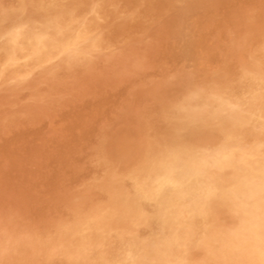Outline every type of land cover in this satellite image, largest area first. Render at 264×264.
Returning <instances> with one entry per match:
<instances>
[{
    "label": "rangeland",
    "instance_id": "obj_1",
    "mask_svg": "<svg viewBox=\"0 0 264 264\" xmlns=\"http://www.w3.org/2000/svg\"><path fill=\"white\" fill-rule=\"evenodd\" d=\"M5 1L6 0H2V2L0 1V4L3 3L2 5H0V33H2V34L5 33L7 29L11 30L13 26L15 27L22 20L23 21L31 20V19H29V16H32V13L36 9L38 2H40V0H26V1H24V0H13V1L9 0L8 1L7 0L6 1L7 3H5ZM41 1H46V0H41ZM57 1H59L62 4L63 9L66 10V8H68L67 11H69V10L75 11L76 10L78 12V15H79L78 19H80V21H78V25H79V23L81 24L82 21H86V22L92 21L90 23L93 25V27H95V26L96 27L94 28V30H95V31H93L94 33L92 32L89 39H88L89 42L87 40L86 41L87 43L85 42L84 45L82 44V46L79 47L78 50L72 49V51H71L72 53L71 52H69V53H65V52L62 53L61 52V53H59V56H57L53 60L41 62L40 64L33 65L32 67L27 66L23 69L24 71L22 70L18 74H17V72L16 73L14 71L12 72L11 69L9 70L8 66L6 64L2 63L0 65V71H1L0 72V100L2 99L0 101V109H1L0 114H2V115H0V237L2 236L0 238L1 239L0 240V264H14V262H16L15 264H32L31 262H33V264H41V263L46 264L48 261H49L48 264H57V263L61 264L62 262H63L62 264H72V263L73 264H95L94 260H95V262L97 261L99 264H106V262L108 264H114V263L120 264L121 262L123 264L125 262H126L125 264H160V262H161V264H167V263H169V264H174V263L175 264L176 263L185 264V262H184L185 260H186V264H204V262H205V264H207V262H208V264H209V262H211L210 264H219V263L220 264H227V263H225L226 262L225 258L222 257L221 250L219 251V249L221 248V245L223 246V243L226 240L228 231L231 232L232 230L235 229V227L238 226L239 221H240L239 214L234 211L231 203H229V202L226 203V200H225L224 196L221 194V192H219L218 194L216 193L213 200H211L208 203V206L205 207V209H204L205 210L204 216L201 215L202 217L197 215V213L194 209H191L188 211V208H186V207H188V205L190 203L194 204V203L198 202L197 197H194V195L189 199L188 205L185 206V208H184L183 204L186 203L185 202L186 198L183 197L184 196L183 192L186 191L185 188L187 187L186 185H188L185 181L186 180V177H185L186 176L185 175L186 170L185 169H186L187 165H191L193 168L196 167L195 169H197L199 172L201 171L200 174L201 175L203 174L204 178L209 177V178L213 179V182H215V184L218 187H221L222 189H226L231 185L232 182L236 181L240 177L242 171L240 170V168H237L236 166H232V165H229L230 167L225 166V168L224 167H222V168L216 167L217 169L213 166L212 167L210 166L212 164L210 162H213L212 160H214L216 157H218L220 154L223 153L222 150H224V152H227L228 150H230L233 147L232 148L233 150H235V149L236 150H238V149L242 150L243 149L242 151H245V152L247 151L249 157L251 158V159H249L250 166L251 165L254 166L255 164L260 163V161L264 162V153H261V151H259V150L264 151V149H263L264 148V146H263V144H264V138H263L264 137V114L262 112V110L264 111V104H263V102H264V98H263L264 97V92H263L264 91V74H263L264 73V65H263V63H264V61H263L264 60V38H263L264 37V0H214V1L213 0H199V1L198 0H178V1L177 0H175V1L174 0H150V2L148 0H125V1L124 0H112V1L111 0H109V1L108 0H106V1L105 0H88V1L87 0H74V1L73 0H57ZM95 1L97 3H95ZM128 2H129V4H128ZM73 3L75 4V7H74ZM77 3H79V4H77ZM99 3H101V5H99ZM134 3H136V4H134ZM175 3L177 5H175ZM88 4H90L93 7L91 8L90 5H88ZM131 5H132V7H131ZM21 6H23V7H21ZM88 6H89L90 10L88 9ZM113 6H115V7L113 8ZM20 7H21V9H20ZM69 7H71L72 9L71 8L69 9ZM104 7H105V9H104ZM129 7H130V10L128 9ZM22 8H23V10H22ZM73 8H74V10H73ZM116 9H118V10H116ZM20 10L24 11V12L22 13ZM85 10L87 13H85ZM112 10H113V12H112ZM123 10H125V11H123ZM7 11H10V13H8ZM100 11H101V13H100ZM122 11L124 14L122 13ZM92 12H93V14H91ZM111 12H112V14H111ZM128 12H130V13H128ZM116 13H118V16ZM83 14H85V15H83ZM92 15H93V17H92ZM105 15L107 16V18L105 17ZM144 15H145V17H144ZM95 16H97V19H95L96 18ZM100 16H102V18L104 17L105 21ZM125 16H126V18H125ZM130 16H132V18ZM1 17H2V19H1ZM16 17L18 19H16ZM92 18H94V19H92ZM108 18L110 19L109 21H107ZM123 18H125V19L123 20ZM96 20L98 21V23ZM114 20H115V22H114ZM125 20H126V22H125ZM138 20H139V22H138ZM14 21H15L16 25L14 24ZM102 21H104V22L102 23ZM129 21H130V23H129ZM121 22L124 25H122ZM232 22H234V23H232ZM249 22H250V24H249ZM7 23L9 24V26ZM98 24H100V25L98 26ZM101 24L103 26H101ZM114 24L116 27H113ZM137 24L138 25L140 24V25L138 26ZM178 24H180V25H178ZM260 24H262V25H260ZM6 26H8V28ZM10 26H11V28H10ZM105 26H107V28ZM124 26H125V29H124ZM103 27H105L106 29ZM117 27H118V29H117ZM249 27H251V28H249ZM4 28H6V30ZM101 28H103V29L101 30ZM177 28H178V30H177ZM246 28L248 30H246ZM2 29H3V31H2ZM128 29H130V30H128ZM135 29L137 31H135ZM105 30H106V32H105ZM108 30H109V32H107ZM111 30H113L115 32H113ZM126 30L131 31V32H127ZM110 31H111V33H110ZM173 32L175 35L173 34ZM127 33H129V34L127 35ZM2 34H0V35H2ZM92 34H93V36H92ZM106 34H107V36H109V38L107 36H105ZM243 34H244V36H242ZM117 36H118V38H116ZM106 37H107V39H105ZM111 37L113 40L110 39ZM249 37H250V39H249ZM127 38H128V40H126ZM174 38H176V39H174ZM242 38H243V40H242ZM260 38H263V39H260ZM117 39H119V40H117ZM121 40H122V42H121ZM252 40H253V42H252ZM257 40H259V41H257ZM178 41H179V43H178ZM245 41H246V44L242 43ZM111 42L114 44H112ZM188 42H189V44H188ZM256 43H257V45H256ZM106 44L108 46H106ZM243 44H245V45H243ZM99 45L100 46L102 45V47H99ZM112 45H114V46H112ZM253 46H255V47H253ZM82 47H86L87 49L82 48ZM106 47H108V48L106 49ZM258 47H259V49H258ZM110 48H112V49L110 50ZM98 49H101V51ZM117 49H118V51H117ZM260 49L261 50L263 49V51H261ZM86 50L89 52H87ZM188 50H189V52H188ZM248 50H249V52H248ZM251 50H253L254 52L252 53ZM257 50H259V52ZM76 51L78 53H76ZM250 52L252 53V56H251ZM89 53H90V55H89ZM98 53L100 55H97ZM68 54H69V56H68ZM91 54L93 55V57L91 56ZM241 56L243 57V59L242 58L240 59ZM255 56L257 58H261V59H257V61H256V60H254V59H256ZM58 57H59V59H58ZM66 58L68 59V63H67ZM76 58H77V60H79L81 58L80 61H78L79 63L77 62ZM86 58H87V60H85ZM103 58H105V59H103ZM55 60H57V61L54 62L55 63L54 64L53 61H55ZM99 60H101V61H99ZM87 61H88V63H86ZM90 61H92V62H90ZM252 62H254V64H253L254 66L251 65ZM257 62H260V64ZM76 63H78L79 65L78 64L76 65ZM95 63H97V64H95ZM246 63H248L250 66L248 64L246 65ZM74 64H75V66H74ZM80 64H81V66H80ZM99 64H101V65H99ZM59 65H61V68ZM238 65H239V67H238ZM36 66H37V68H36ZM48 66H50V67H48ZM89 66H91V67H89ZM260 66H262L263 69ZM33 67H34V69H32ZM255 67L257 70H254ZM1 68H2V70H1ZM87 68H89V69H87ZM237 68H239L240 70ZM215 69H217V70H215ZM89 70L94 72V73L90 72ZM243 70H244V73H246V71H247L246 75L243 73ZM248 71L251 73H249ZM37 72H39V73H37ZM55 72H56V74H55ZM224 74H225V76H224ZM2 75H3V77H2ZM72 76L74 78H72ZM214 76H217V77L214 78ZM246 76H248V77H246ZM254 77H256V78H254ZM262 77H263V79H262ZM230 78H232V79H230ZM10 79H11V81H10ZM215 79H218V80H215ZM220 79H221V81H219ZM68 80H69V82H68ZM71 80H73V81L71 82ZM231 81H234V82H231ZM256 81H257V83H256ZM227 82L229 84L231 82V84L229 85ZM211 83H213V84H211ZM215 83H219L220 85L215 84ZM53 84H54V86H53ZM206 84H209V85H206ZM236 85H237V87H236ZM245 85H248L249 87H247ZM254 85L256 87H254ZM59 86L61 88H64V89H61ZM203 86H205V87H203ZM206 86H207V88H206ZM208 86H209V88H208ZM220 86H221V88H220ZM227 86H230V88ZM260 86H262V87H260ZM23 87L25 89H23ZM57 87H58V89H56ZM235 87L239 91L236 90ZM35 88H37V89H35ZM195 88H197V89H195ZM227 88L230 91L233 88L232 92L234 94L232 92L229 93L230 91L227 90ZM214 89H215V91L213 92ZM248 89H249V91L251 90V92H249ZM253 89H255V90H253ZM258 89L261 90L262 93ZM197 90H200V91H197ZM206 90H208V91H206ZM216 90H217V92H216ZM194 91H196V92H194ZM12 92H14V93H12ZM29 92H31V93H29ZM32 92H34L33 95H32ZM236 92L239 94V96H237L238 94ZM222 93H223V95H221ZM225 93H226V95H225ZM178 94H180V95H178ZM252 94H253V96H252ZM54 95H56V96H54ZM185 95L187 96V100L184 98V97H186ZM225 96H227L228 99ZM176 97H177V99H173ZM194 97H197V98H194ZM9 98H12L13 100L9 99ZM199 98H201V99H199ZM190 99H191V101H189ZM215 99H216V101H215ZM232 99H233V101H236V102H233ZM60 100H61V102H60ZM237 100H239V101H237ZM242 100H243V102H242ZM254 100H256V101H254ZM192 101L197 102V104L200 106L195 104V102L192 103ZM251 101H252V103H251ZM172 102H174V103H172ZM227 102L230 104H228ZM24 103H27V104H24ZM181 103L182 104L185 103V104L182 105ZM242 103L244 106L243 105L241 106ZM255 103H256V105H258L259 108L256 107ZM258 103H260L261 106ZM190 104H193V105H190ZM186 105L188 107L190 106L189 109ZM215 105H217V106L219 105L218 108ZM249 105H251V107H249ZM50 106H53V107L50 108ZM163 106L166 108H164ZM184 106H186V107H184ZM195 106H196V108H195ZM171 107H173V108L171 109ZM183 107L187 108V109H184ZM40 108H41V110H40ZM201 108L203 111L200 110ZM228 108H230L231 110ZM244 108H245V110H244ZM253 108H254V111H253ZM223 109H225V110H223ZM236 109L238 110V112ZM227 110H228V112H227ZM173 112L175 114H173ZM180 112L182 113L181 115H180ZM240 112H242L244 114H241ZM258 112H259V114H258ZM24 113H25V115H24ZM164 113H166V114H164ZM185 113L188 116H185L184 115ZM216 113H217V115H216ZM14 114H15V116H14ZM199 114H202V116ZM224 114L226 115V117ZM27 115H29L30 117ZM172 115H176L178 118L174 117ZM222 115H223V119H222ZM13 116L16 117V119ZM166 116H167V120H166ZM182 116H184V117H182ZM191 116L193 117L192 120L190 119ZM172 117L176 118L177 120L173 119ZM197 117H200V118L197 119ZM40 118H42V119H40ZM216 118H218L219 121ZM224 118H226L225 119L226 121L224 120ZM260 118H261V120H260ZM4 119H6L5 122H3ZM36 119H37V121H36ZM229 120H230V122L228 123ZM169 121H171V122H169ZM181 121H184V122H181ZM191 121H193V122H191ZM232 121H234L233 122L234 124L232 123ZM163 122H165V123H163ZM177 123H179V124H177ZM223 123L226 125H224ZM186 124L188 127L186 126ZM228 124H231V125H228ZM170 125H171V127H170ZM173 125H175V126H173ZM202 125H204V126L202 127ZM205 125H207V126H205ZM219 125L221 127H218ZM143 126H144V128H143ZM211 126H213V127H211ZM234 126H235V129H234ZM164 127H165V129H164ZM175 127H177V128H175ZM197 127H198V129H195ZM243 127H244V129H243ZM157 128H158V130H157ZM179 128L183 132L180 131ZM184 128H186V129H184ZM204 128H205V130H203ZM217 128H218V130H217ZM256 128L257 129L259 128V129L257 130ZM139 129H141V130H139ZM172 130L176 133L172 132ZM191 130L194 134L191 132ZM197 130H199V131H197ZM226 130H228V131H226ZM230 130H232V131H230ZM246 130H248V131H246ZM249 130H251V131H249ZM177 131H178V133H177ZM164 132H165V134H163ZM167 132H168V134H167ZM242 132H245L246 134L242 133ZM188 133L190 135H188ZM179 134H181V135H179ZM228 134L230 136H228ZM194 135H195V137L193 138ZM246 135L249 137H247ZM252 135H253V137H252ZM174 136H175V138L176 137L177 138L176 139L173 138ZM224 136H225V139H224ZM232 136H234V137H232ZM231 137H232V140H231ZM167 138L169 140H171V142H169V140L167 141ZM217 138H218V140H217ZM137 139H138V141H137ZM158 141H162V143L160 142V144H159ZM208 142H209V144H206ZM225 142H227V143H225ZM231 142H232V144H230ZM239 142L241 143L242 146L240 145ZM154 143H157V144L155 145ZM163 143H164V145H163ZM179 143H181V145ZM223 143L225 144V146ZM242 143H244V145ZM100 144H102V145H100ZM148 144H150V145H148ZM167 144L170 146H168ZM189 144H191V145H189ZM172 145L174 146V148ZM200 145L201 146L204 145L203 146L204 148L201 147ZM216 145H217V147H216ZM237 145H239L240 147H238ZM151 146L152 147L155 146L154 149L151 148ZM175 146H177V147H175ZM179 146H181V147H179ZM142 147H143V149H142ZM147 147H149V148H147ZM166 147L170 148V149H167ZM183 147H185V148H183ZM187 147L189 150H187ZM199 147L204 149L203 150L204 152ZM166 149L168 150V152L166 151ZM251 149H253L254 152ZM104 150L106 151V153ZM159 151H161V152H159ZM176 151H177L178 155H177ZM189 151L191 153H189ZM216 151H217V154H215ZM219 151L221 153H219ZM255 152H257V154H255ZM145 153H146V156H145ZM165 153L166 154L169 153V154L166 155ZM197 153H199L201 155H199ZM236 153H237V151H236ZM258 153H261L260 156H258L259 155ZM140 155L141 156L143 155V156L141 157ZM147 155L149 157H147ZM165 155L167 157H165ZM172 155L175 158L176 157L177 158L175 159ZM179 155H181L182 157H185V158H182ZM250 155H252V156H250ZM96 156H97V158H96ZM207 156H209V157H207ZM145 157L147 160L145 159ZM210 157H212V158L210 159ZM260 157H262V159ZM132 158H134V159H132ZM140 158H142V159H140ZM179 158H181V160L183 162L181 160H179ZM258 158H260L259 161H256V159H258ZM158 159H160V161ZM194 159H195V161H194ZM204 159H206V160H204ZM252 159H254V160H252ZM171 160L173 163L171 162ZM176 160H179V161H176ZM101 161H102V163H100ZM175 161L178 163L176 164ZM196 161H199V162H196ZM204 161H206V162H204ZM253 161L255 162V164ZM156 162H157V164H156ZM165 162L167 164H165ZM162 165H164V166L158 167V166H162ZM168 165L171 166L170 169H168L169 168ZM172 165H173V167H172ZM98 166H99V168H98ZM120 166H122V167H120ZM156 166H157V168H155ZM108 167H110L111 169ZM103 168H105V169H103ZM144 168H146V169H144ZM235 169H238V170H235ZM155 170H156V172H154ZM160 170L164 171V172H161ZM179 170H180V172H179ZM216 170H218V171H216ZM177 171H178V173H177ZM159 172L161 175L158 174ZM204 172H206V173H204ZM205 174H207V175H205ZM97 175H99V176L97 177ZM125 175L127 176V178ZM140 175H143V176H140ZM165 175H168L169 177L165 176ZM150 176H152L153 179ZM158 177H160V178H158ZM177 177H179V178L177 179ZM203 177L194 178L195 185L197 183L199 184V181L201 184L200 186L197 184L196 188L202 189V185H203L202 182L204 180ZM212 177H214V178H212ZM156 178H158V179H156ZM168 179H169V181H168ZM199 179H201L202 181ZM89 180H90V182H89ZM125 181H127L129 183H126ZM160 181H162V182H160ZM171 181H173V182L175 181V182L173 183ZM148 182H150L152 185ZM153 182H154V185H153ZM157 182L158 183L160 182L161 185H163L164 183L165 184L162 187L160 184L158 185ZM167 182L169 184L173 183V185L176 183L175 185L178 186V189L174 190V192L172 191V193L169 192V184ZM131 183H132V185H131ZM149 185H151V187H149ZM154 186H155V188H152ZM123 187H125V188H123ZM131 187H133V188H131ZM157 187H160V188H157ZM128 188H130V189H128ZM161 188H162V192L160 190ZM115 189H117V190H115ZM164 190H165V192H164ZM96 191H97V193H96ZM133 192L135 193V195ZM101 193H103V194H101ZM136 193L139 195L137 196ZM161 193H163V194L165 193L166 196L165 195L163 196ZM130 194L132 195V197H130L131 196ZM118 195H119V197L117 198ZM100 196L101 197L103 196V197L101 198ZM161 196H163V197H161ZM146 197H148V198H146ZM150 197L153 198V200H151ZM109 198H110V200L112 198V200H114V201L112 202V200H111V202H110ZM178 198H179V200H178ZM93 199L94 200L96 199V200L94 201ZM141 199H144V200H141ZM127 201H128V203H127ZM147 201H150V202L145 203ZM152 201H153V203H152ZM176 201H178V202L181 201L184 203H181V202L178 203ZM142 202L145 205V207L142 204ZM223 202H224V204H223ZM84 203L86 204L85 206H84ZM212 203H213V205H212ZM126 204H128V205H126ZM131 204H135V205L132 206ZM150 204H152V206ZM160 204H161V206L159 207ZM171 204H173L174 206ZM101 205H103V206H101ZM222 205H225V206H222ZM122 206H123V208H122ZM135 206H136V209L139 213L136 212V209H134ZM141 206L144 207L145 209L142 208ZM209 207H210V209H209ZM100 208H101V210H100ZM92 209H93V211H92ZM138 209H140V210H138ZM146 209H149V210L147 211ZM152 209L155 211V213L153 212ZM158 209H160V210H158ZM161 209H162V211H161ZM180 209L181 210L183 209L182 212L180 211ZM207 209H209V210H207ZM124 211L126 214H124ZM190 211H191V213H190ZM213 211H214V213H213ZM231 211L234 212L233 214H235V213L236 214L233 216ZM107 212H109V213L107 214ZM180 212L182 214H180ZM127 213L130 215H128ZM216 214H217L218 220H216V218H214ZM14 215H16V216H14ZM107 215H110V216H107ZM69 216H70V218H69ZM115 216H118L119 218L115 217ZM15 217H18V218H15ZM77 217L78 218L80 217V218L77 219ZM137 217H138V219H137ZM191 217L194 218V220ZM198 217H200V218H198ZM203 217H204V219H203ZM205 217L208 221L205 219ZM152 219H154L155 223H153ZM166 219L167 220L169 219L168 220V223L170 222L169 224L167 223ZM64 220H65V222H64ZM188 220L191 222H189ZM203 220L206 223H204ZM196 221H197V224H194V223H196ZM51 222H52V224H51ZM156 222H158V223H156ZM185 222H188L189 224L185 225L186 224ZM215 222H217L218 224ZM7 223H8V225H7ZM79 223H80V226H78ZM10 224L12 226H10ZM157 224H159V225H157ZM35 225L38 227H36ZM216 225L217 226L219 225L217 228V231H218V229H220L219 231L221 232V235L215 231L216 227H217ZM147 226L148 227L150 226V227L148 228ZM154 226H156V227H154ZM187 226H188V228H187ZM191 226H193V227H191ZM207 226H208V228H207ZM23 227H25V228H23ZM158 227H160V228H158ZM161 227H162V230H161ZM171 227H173V228H171ZM198 227H199V229H198ZM210 227L211 228L214 227V228L209 229ZM222 227L224 229H222ZM189 228L191 230H192V228L196 229L195 230L196 232L194 230H192V232H193L192 233ZM138 229H140V230H138ZM149 229H151L150 232H149ZM202 229H205V230L203 231ZM57 230L60 232H58ZM71 230H72V232H71ZM147 230H148V232H147ZM111 231H113V232H111ZM139 231L142 234L139 233ZM201 231H202V233H201ZM213 231H214V233L215 232L217 233V235L215 234L216 236L214 235ZM55 232H57V233L55 234ZM101 232H102V234H101ZM153 232L155 234L156 233L157 234L155 235ZM160 232H162L163 234L161 233L162 234L161 235ZM224 232H225V234H224ZM1 233H2V235H1ZM4 233H6V234H4ZM66 233H68V234H66ZM114 233H115V235H114ZM145 233H147V234H145ZM175 233H176V235H174ZM194 233H195V235H194ZM204 233H206V234H204ZM207 233H208V235H207ZM90 234H92V236ZM20 235H21V237H20ZM211 235H212V237L213 236L214 237L212 238ZM62 236H63V239H62ZM89 236H90L91 240H90ZM109 236H110V238H109ZM24 237L25 238L27 237L28 239H25ZM107 237H108V239H107ZM189 237H190V240H189ZM193 237H194V239H193ZM195 237H196V239H195ZM205 237H206V239H205ZM94 238H96V239H94ZM207 238L211 239V240L208 241ZM214 238H215V240H214ZM217 238H218V240H216ZM57 239H59V240L61 239V240L59 241ZM118 239H120V241ZM23 240H24V242H23ZM137 240H138V242H136ZM153 240L157 244H155V242ZM182 240L184 241V243H182ZM200 240H202V241L200 242ZM35 241H37V242H35ZM90 241H92V242H90ZM127 241H129V242H127ZM169 241L170 242L172 241V242L170 243ZM174 241H176L177 243ZM207 241H208V244H206ZM222 241H223V243H222ZM65 242H67L68 244H66ZM119 242H120V244H119ZM168 242L170 243L169 245L167 244ZM213 242H215V243H213ZM24 243H26V244H24ZM51 243H54V244H51ZM96 243H97V245H96ZM179 243H180V245H178ZM190 243H191V245L189 246ZM201 243H202L203 248L201 246H199V245H201ZM58 244H60V245H58ZM69 244H70V246H69ZM109 244H111V245H109ZM130 244H131V247H130ZM22 245H23V247H22ZM103 245H104V247H103ZM181 245H182V247H181ZM208 245H210L211 247ZM32 246L34 249L30 248ZM85 246H86V248H84ZM187 246H189V247H187ZM198 246H199V249H198ZM206 246L210 247V248H207ZM24 247H26V248H24ZM127 247H128V249H126ZM176 247H178V248H176ZM5 248H7V249H5ZM88 248H91V249H88ZM116 248H118V249H116ZM120 248L122 249V251L120 250ZM214 248L216 250H214ZM35 249H37V250H35ZM104 249H105V251H102ZM129 249H131V250H129ZM170 249H173V252ZM207 249H208V251H207ZM3 250L4 251L6 250V251L4 252ZM70 250H71V253H70ZM157 250H159V251H157ZM161 250H163V251H161ZM193 250L195 253L193 252ZM205 250L207 251V254L209 252V254H212V256L211 255L208 256L206 254ZM13 251H15V252H13ZM42 251L44 253H42ZM18 252L19 253L22 252V253L17 254ZM58 252H60V253H58ZM162 252H164V254H162ZM116 253L118 255H116ZM185 253H187V254H185ZM193 253H194V255H193ZM214 253H215V255H213ZM101 254H103V255L105 254L106 257L101 255ZM160 254H162L163 257ZM166 254H167V256H166ZM16 255H17V257H16ZM26 256H27V258H26ZM149 256H152V257H149ZM97 257H98V259H97ZM102 257L105 258L104 259L105 261L103 260ZM107 257H108V260H107ZM140 257L141 258L143 257V259H141ZM166 257L167 258L169 257V258L167 259ZM209 257H210V259H209ZM62 258H64L65 261ZM133 258H134V260H133ZM151 258H153V259H151ZM165 258L167 260H165ZM196 258L198 259V261ZM215 258H217L218 261ZM74 259H76V260H74ZM81 259H82V263H80ZM131 259L133 262L131 261ZM211 259H213L214 261H212ZM170 260H171V262H170ZM19 261H21V263ZM29 261H30V263H29ZM100 261H101V263H100ZM97 262H96V264H98ZM138 262H140V263H138ZM239 264H243V263H239Z\"/></svg>",
    "mask_w": 264,
    "mask_h": 264
},
{
    "label": "bare ground",
    "instance_id": "obj_2",
    "mask_svg": "<svg viewBox=\"0 0 264 264\" xmlns=\"http://www.w3.org/2000/svg\"><path fill=\"white\" fill-rule=\"evenodd\" d=\"M1 2H2V0H0ZM7 1V0H6ZM5 1V3H7ZM9 1V0H8ZM13 1V0H12ZM24 1H26V0H24ZM74 1V0H73ZM88 1V0H87ZM106 1V0H105ZM109 1V0H108ZM112 1V0H111ZM125 1V0H124ZM149 2H150V0H148ZM175 1V0H174ZM178 1V0H177ZM199 1V0H198ZM214 1V0H213ZM17 2V1H16ZM77 2V1H76ZM92 2V1H91ZM90 2V3H91ZM136 2V1H135ZM23 3V2H22ZM72 3V2H71ZM93 3V2H92ZM95 3H97L96 1H95ZM115 3V2H114ZM125 3V2H124ZM133 3V2H132ZM142 3V2H141ZM152 3V2H151ZM180 3V2H179ZM186 3V2H185ZM3 4V3H2ZM2 4H0V5H2ZM12 4V3H11ZM74 4V3H73ZM77 4H79V3H77ZM76 4V5H77ZM86 4V3H85ZM111 4V3H110ZM127 4V3H126ZM128 4H129V2H128ZM131 4V3H130ZM134 4H136V3H134ZM133 4V5H134ZM138 4V3H137ZM157 4V3H156ZM155 4V5H156ZM14 5V4H13ZM19 5V4H18ZM81 5V4H80ZM83 5V4H82ZM87 5V4H86ZM88 5H90V4H88ZM99 5H101V3H99ZM139 5V4H138ZM151 5V4H150ZM175 5H177L176 3H175ZM6 6V5H5ZM67 6V5H66ZM103 6V5H102ZM127 6V5H126ZM8 7V6H7ZM13 7V6H12ZM17 7V6H16ZM21 7H23V6H21ZM21 7H20V9H21ZM72 7V6H71ZM71 7H69V9L71 8ZM74 7H75V4H74ZM77 7V6H76ZM79 7V6H78ZM90 7L92 8L93 6H91L90 5ZM112 7V6H111ZM115 6H113V8H114ZM120 7V6H119ZM122 7V6H121ZM131 7H132V5H131ZM142 7V6H141ZM147 7V6H146ZM4 8V7H3ZM96 8V7H95ZM140 8V7H139ZM67 9L68 8H66V10L65 9H63V7H62V4L59 2V1H57V0H46V1H41L40 0V2H38V4H37V6H36V9L33 11V13H32V16H29V19H31V20H27V21H21V22H19V24L18 25H16L15 24V21H14V24L16 25L15 27L13 26L12 27V29L10 30H6V28H4L5 30H6V32L5 33H0V34H2V35H0V65L3 63V64H6L7 66H8V69L10 70H12V72L14 71L15 73L17 72V74L18 73H20L25 67H27V66H30V67H32L33 65H37V64H40L41 62H46V61H51V60H53L54 58H56L57 56H59V53H69V52H71L72 51V49H75V50H78V48L79 47H81L82 46V44L84 45V43L89 39V37H90V35H91V33L93 32V31H95L94 30V28L96 27H93V25L90 23V22H92V21H90V22H86V21H82V23L80 24L79 23V25H78V21H80V19H78L79 18V15H78V12L75 10V11H67ZM72 9V8H71ZM88 9H89V6H88ZM94 9V8H93ZM104 9H105V7H104ZM111 9V8H110ZM122 9V8H121ZM127 9V8H126ZM129 10H130V7L128 8ZM127 9V10H128ZM138 9V8H137ZM6 10V9H5ZM4 10V11H5ZM22 10H23V8H22ZM73 10H74V8H73ZM90 10V9H89ZM92 10V9H91ZM97 10V9H96ZM116 10H118V9H116ZM166 10V9H165ZM3 11V12H4ZM21 11V10H20ZM81 11V10H80ZM83 11V10H82ZM123 11H125V10H123ZM123 11H122V13H123ZM132 11V10H131ZM148 11V10H147ZM150 11V10H149ZM154 11V10H153ZM152 11V12H153ZM158 11V10H157ZM182 11V10H181ZM6 12V11H5ZM8 13H10V11H7ZM22 13L24 12V11H21ZM112 12H113V10H112ZM112 12H111V14H112ZM119 12V11H118ZM163 12V11H162ZM85 13H87L86 12V10H85ZM100 13H101V11H100ZM121 13V12H120ZM121 13V14H122ZM128 13H130V12H128ZM137 13V12H136ZM142 13V12H141ZM148 13V12H147ZM174 13V12H173ZM91 14H93V12L91 13ZM90 14V15H91ZM95 14V13H94ZM117 14V16H118V13H116ZM115 14V15H116ZM120 14V15H121ZM124 14V13H123ZM152 14V13H151ZM159 14V13H158ZM176 14V13H175ZM8 15V14H7ZM82 15V14H81ZM80 15V16H81ZM83 15H85V14H83ZM102 15V14H101ZM114 15V16H115ZM148 15V14H147ZM178 15V14H177ZM16 16V15H15ZM18 16V15H17ZM89 16V15H88ZM137 16V15H136ZM4 17V16H3ZM84 17V16H83ZM82 17V18H83ZM92 17H93V15H92ZM96 18L95 19H97V16H95ZM101 18H102V16H100ZM105 17L107 18V16L105 15ZM116 17V16H115ZM131 18H132V16H130ZM144 17H145V15H144ZM149 17V16H148ZM176 17V16H175ZM248 17V16H247ZM125 18H126V16H125ZM125 18H123V20L125 19ZM142 18V17H141ZM147 18V17H146ZM1 19H2V17H1ZM16 19H18L17 17H16ZM86 19V18H85ZM88 19V18H87ZM92 19H94V18H92ZM103 20H104V17L102 18ZM112 19V18H111ZM160 19V18H159ZM249 19V18H248ZM89 20V19H88ZM91 20V19H90ZM110 19L108 18V20L107 21H109ZM117 20V19H116ZM140 20V19H139ZM139 20H138V22H139ZM254 20V19H253ZM19 21V20H18ZM97 21V20H96ZM105 21V20H104ZM104 21H102V23L104 22ZM118 21V20H117ZM122 21V20H121ZM133 21V20H132ZM131 21V22H132ZM143 21V20H142ZM175 21V20H174ZM249 21V20H248ZM100 22V21H99ZM113 22V21H112ZM114 22H115V20H114ZM113 22V23H114ZM125 22H126V20H125ZM173 22V21H172ZM247 22V21H246ZM252 22V21H251ZM9 23V22H8ZM7 23V24H8ZM94 23V22H93ZM96 23V22H95ZM97 23H98V21H97ZM129 23H130V21H129ZM134 23V22H133ZM232 23H234V22H232ZM41 26H40V25ZM121 24H122V22H121ZM127 24V23H126ZM245 24V23H244ZM249 24H250V22H249ZM95 25V24H94ZM100 24H98V26H99ZM122 25H124V24H122ZM135 25V24H134ZM138 25V24H137ZM140 25V24H139ZM138 25V26H139ZM178 25H180V24H178ZM257 25V24H256ZM260 25H262V24H260ZM8 26H9V24H8ZM8 26H6L7 28H8ZM101 26H103L102 24H101ZM113 26V25H112ZM111 26V27H112ZM119 26V25H118ZM126 26V25H125ZM125 26H124V29H125ZM259 26V25H258ZM106 28H107V26H105ZM105 27H103V28H105ZM110 27V28H111ZM113 27H116L115 26V24H114V26ZM181 27V26H180ZM179 27V28H180ZM263 27V26H262ZM10 28H11V26H10ZM99 28V27H98ZM103 28H101V30L103 29ZM105 28V29H106ZM122 28V27H121ZM127 28V27H126ZM170 28V27H169ZM249 28H251V27H249ZM260 28V27H259ZM112 29V28H111ZM117 29H118V27H117ZM123 29V28H122ZM123 29V30H124ZM172 29V28H171ZM255 29V28H254ZM253 29V30H254ZM261 29V28H260ZM110 30V29H109ZM109 30L107 31V32H109ZM121 30V29H120ZM128 30H130V29H128ZM174 30V29H173ZM177 30H178V28H177ZM246 30H248L247 28H246ZM256 30V29H255ZM2 31H3V29H2ZM104 31V30H103ZM111 31H113V30H111ZM111 31H110V33H111ZM119 31V30H118ZM127 31V30H126ZM135 31H137L136 29H135ZM162 31V30H161ZM169 31V30H168ZM251 31V30H250ZM258 31V30H257ZM105 32H106V30H105ZM113 32H115V31H113ZM124 32V31H123ZM127 32H131V31H127ZM261 32V31H260ZM94 33V32H93ZM104 33V32H103ZM120 33V32H119ZM134 33V32H133ZM161 33V32H160ZM234 33V32H233ZM253 33V32H252ZM125 34V33H124ZM129 33H127V35H128ZM143 34V33H142ZM162 34V33H161ZM169 34V33H168ZM173 34H174V32H173ZM245 34V33H244ZM244 34L242 35V36H244ZM109 35V34H108ZM120 35V34H119ZM126 35V34H125ZM132 35V34H131ZM151 35V34H150ZM172 35V34H171ZM175 35V34H174ZM178 35V34H177ZM240 35V34H239ZM260 35V34H259ZM263 35V34H262ZM92 36H93V34H92ZM96 36V35H95ZM94 36V37H95ZM104 36V35H103ZM105 36H107V34L105 35ZM145 36V35H144ZM168 36V35H167ZM251 36V35H250ZM253 36V35H252ZM261 36V35H260ZM93 37V38H94ZM99 37V36H98ZM101 37V36H100ZM108 38H109V36H107ZM107 37L105 38V39H107ZM127 37V36H126ZM171 37V36H170ZM241 37V36H240ZM262 37V36H261ZM92 38V39H93ZM102 38V37H101ZM104 38V37H103ZM115 38V37H114ZM116 38H118V36L116 37ZM125 38V37H124ZM142 38V37H141ZM177 38V37H176ZM176 38H174V39H176ZM244 38V37H243ZM243 38H242V40H243ZM252 38V37H251ZM264 38V37H263ZM263 38H260V39H263ZM99 39V38H98ZM97 39V40H98ZM111 40H113L112 39V37L110 38ZM122 39V38H121ZM249 39H250V37H249ZM94 40V39H93ZM92 40V41H93ZM117 40H119V39H117ZM126 40H128V38L126 39ZM187 40V39H186ZM185 40V41H186ZM233 40V39H232ZM231 40V41H232ZM236 40V39H235ZM248 40V39H247ZM110 41V40H109ZM125 41V40H124ZM257 41H259V40H257ZM256 41V42H257ZM263 41V40H262ZM88 42H89V40H88ZM104 42V41H103ZM107 42V41H106ZM113 42V41H112ZM111 42V43H112ZM121 42H122V40H121ZM187 42V41H186ZM233 42V41H232ZM252 42H253V40H252ZM87 43V42H86ZM105 43V42H104ZM109 43V42H108ZM178 43H179V41H178ZM182 43V42H181ZM242 43H245L246 44V41L245 42H242ZM112 44H114V43H112ZM117 44V43H116ZM184 44V43H183ZM188 44H189V42H188ZM245 44H243V45H245ZM249 44V43H248ZM254 44V43H253ZM177 45V44H176ZM175 45V46H176ZM195 45V44H194ZM251 45V44H250ZM256 45H257V43H256ZM260 45V44H259ZM258 45V46H259ZM106 46H108L107 44H106ZM112 46H114V45H112ZM116 46V45H115ZM122 46V45H121ZM235 46V45H234ZM249 46V45H248ZM89 47V46H88ZM99 47H102V45L100 46L99 45ZM182 47V46H181ZM244 47V46H243ZM252 47V46H251ZM253 47H255V46H253ZM82 48H86V47H82ZM108 47H106V49H107ZM139 48V47H138ZM190 48V47H189ZM263 48V47H262ZM87 49V48H86ZM93 49V48H92ZM97 49V48H96ZM102 49V48H101ZM101 49H98V50H100L101 51ZM112 48H110V50H111ZM173 49V48H172ZM248 49V48H247ZM246 49V50H247ZM258 49H259V47H258ZM81 50V49H80ZM174 50V49H173ZM193 50V49H192ZM204 50V49H203ZM254 50V49H253ZM253 50H251L252 51V53L254 52ZM261 50V49H260ZM87 51V50H86ZM109 51V50H108ZM117 51H118V49H117ZM116 51V52H117ZM124 51V50H123ZM241 51V50H240ZM256 51V50H255ZM258 52H259V50H257ZM261 51H263V49L261 50ZM75 52V51H74ZM87 52H89V51H87ZM93 52V51H92ZM115 52V53H116ZM178 52V51H177ZM187 52V51H186ZM188 52H189V50H188ZM248 52H249V50H248ZM72 53V52H71ZM76 53H78L77 51H76ZM91 53V52H90ZM90 53H89V55H90ZM173 53V52H172ZM184 53V52H183ZM199 53V52H198ZM251 53V52H250ZM252 53H251V56H252ZM262 53V52H261ZM94 54V53H93ZM107 54V53H106ZM71 55V54H70ZM76 55V54H75ZM88 55V56H89ZM97 55H100L99 53L97 54ZM195 55V54H194ZM197 55V54H196ZM249 55V54H248ZM256 55V54H255ZM260 55V54H259ZM64 56V55H63ZM68 56H69V54H68ZM77 56V55H76ZM91 56L93 57V55L91 54ZM109 56V55H108ZM61 57V56H60ZM72 57V56H71ZM80 57V56H79ZM91 57V58H92ZM249 57V56H248ZM254 57V56H253ZM252 57V58H253ZM256 57V56H255ZM260 57V56H259ZM62 58V57H61ZM60 58V59H61ZM65 58V57H64ZM90 58V57H89ZM97 58V57H96ZM205 58V57H204ZM243 59V57L241 56L240 57V59ZM250 58V57H249ZM58 59H59V57H58ZM67 59V58H66ZM79 59V58H78ZM81 59V58H80ZM80 59L79 60H77V58H76V60H77V62L78 61H80ZM84 59V58H83ZM82 59V60H83ZM93 59V58H92ZM103 59H105V58H103ZM113 59V58H112ZM254 59V58H253ZM257 59H261V58H257L256 57V59H254V60H256L257 61ZM85 60H87V58L85 59ZM84 60V61H85ZM224 60V59H223ZM245 60V59H244ZM250 60V59H249ZM57 60H55V61H53V63L54 62H56ZM73 61V60H72ZM97 61V60H96ZM99 61H101V60H99ZM239 61V60H238ZM242 61V60H241ZM264 61V60H263ZM76 62V61H75ZM90 62H92V61H90ZM89 62V63H90ZM115 62V61H114ZM247 62V61H246ZM261 62V61H260ZM260 62H257V63H259L260 64ZM60 63V62H59ZM66 63V62H65ZM64 63V64H65ZM67 63H68V59H67ZM79 63V62H78ZM78 63H76V65L78 64ZM84 63V62H83ZM86 63H88V61L86 62ZM227 63V62H226ZM241 63V62H240ZM262 63V62H261ZM55 64V63H54ZM72 64V63H71ZM95 64H97V63H95ZM117 64V63H116ZM199 64V63H198ZM229 64V63H228ZM238 64V63H237ZM248 63H246V65H247ZM254 64V62H252V64L251 65H253ZM63 65V64H62ZM68 65V64H67ZM79 65V64H78ZM88 65V64H87ZM90 65V64H89ZM93 65V64H92ZM99 65H101V64H99ZM200 65V64H199ZM231 65V64H230ZM241 65V64H240ZM244 65V64H243ZM249 65V64H248ZM263 65H264V63H263ZM44 66V65H43ZM60 66V68H61V65H59ZM74 66H75V64H74ZM80 66H81V64H80ZM79 66V67H80ZM142 66V65H141ZM227 66V65H226ZM234 66V65H233ZM250 66V65H249ZM248 66V67H249ZM254 66V65H253ZM48 67H50V66H48ZM88 67V66H87ZM89 67H91V66H89ZM98 67V66H97ZM101 67V66H100ZM238 67H239V65H238ZM246 67V66H245ZM262 69H263V67L262 66H260ZM36 68H37V66H36ZM46 68V67H45ZM53 68V67H52ZM70 68V67H69ZM72 68V67H71ZM75 68V67H74ZM223 68V67H222ZM231 68V67H230ZM241 68V67H240ZM28 69V68H27ZM32 69H34V67L32 68ZM41 69V68H40ZM57 69V68H56ZM65 69V68H64ZM63 69V70H64ZM87 69H89V68H87ZM219 69V68H218ZM225 69V68H224ZM223 69V70H224ZM237 69H239V68H237ZM236 69V70H237ZM243 69V68H242ZM1 70H2V68H1ZM4 70V69H3ZM31 70V69H30ZM52 70V69H51ZM66 70V69H65ZM71 70V69H70ZM77 70V69H76ZM75 70V71H76ZM215 70H217V69H215ZM240 70V69H239ZM254 70H257L256 69V67H255V69ZM24 71V70H23ZM28 71V70H27ZM38 71V70H37ZM62 71V70H61ZM90 71V70H89ZM260 71V70H259ZM1 72V71H0ZM29 72V71H28ZM32 72V71H31ZM34 72V71H33ZM40 72V71H39ZM39 72H37V73H39ZM57 72V71H56ZM56 72H55V74H56ZM60 72V71H59ZM67 72V71H66ZM77 72V71H76ZM75 72V73H76ZM90 72H92V71H90ZM216 72V71H215ZM241 72V71H240ZM249 72V71H248ZM4 73V72H3ZM2 73V74H3ZM27 73V72H26ZM92 73H94V72H92ZM227 73V72H226ZM231 73V72H230ZM234 73V72H233ZM243 73H244V70H243ZM246 73H247V71H246ZM246 73H244L245 75H246ZM249 73H251V72H249ZM25 74V73H24ZM23 74V75H24ZM36 74V73H35ZM53 74V73H52ZM61 74V73H60ZM59 74V75H60ZM72 74V73H71ZM84 74V73H83ZM88 74V73H87ZM242 74V73H241ZM243 74V75H244ZM264 74V73H263ZM15 75V74H14ZM20 75V74H19ZM75 75V74H74ZM78 75V74H77ZM82 75V74H81ZM86 75V74H85ZM242 75V76H243ZM248 75V74H247ZM255 75V74H254ZM257 75V74H256ZM8 76V75H7ZM22 76V75H21ZM34 76V75H33ZM55 76V75H54ZM87 76V75H86ZM212 76V75H211ZM219 76V75H218ZM224 76H225V74H224ZM223 76V77H224ZM241 76V77H242ZM2 77H3V75H2ZM20 77V76H19ZM50 77V76H49ZM66 77V76H65ZM71 77V76H70ZM215 77H217V76H214V78ZM220 77V76H219ZM218 77V78H219ZM230 77V76H229ZM240 77V76H239ZM246 77H248V76H246ZM21 78V77H20ZM29 78V77H28ZM54 78V77H53ZM68 78V77H67ZM66 78V79H67ZM72 78H74L73 76H72ZM225 78V77H224ZM233 78V77H232ZM232 78H230V79H232ZM252 78V77H251ZM254 78H256V77H254ZM27 79V78H26ZM25 79V80H26ZM227 79V78H226ZM235 79V78H234ZM248 79V78H247ZM262 79H263V77H262ZM261 79V80H262ZM215 80H218V79H215ZM241 80V79H240ZM254 80V79H253ZM260 80V79H259ZM10 81H11V79H10ZM22 81V80H21ZM73 80H71V82H72ZM213 81V80H212ZM219 81H221V79L219 80ZM247 81V80H246ZM252 81V80H251ZM67 82V81H66ZM68 82H69V80H68ZM67 82V83H68ZM192 82V81H191ZM194 82V81H193ZM205 82V81H204ZM214 82V81H213ZM231 82H234V81H231ZM231 82H230V84H231ZM13 83V82H12ZM17 83V82H16ZM46 83V82H45ZM228 83V82H227ZM244 83V82H243ZM242 83V84H243ZM256 83H257V81H256ZM260 83V82H259ZM11 84V83H10ZM204 84V83H203ZM211 84H213V83H211ZM210 84V85H211ZM215 84H218V85H220L219 83H215ZM222 84V83H221ZM229 84V83H228ZM229 84V85H230ZM236 84V83H235ZM255 84V83H254ZM68 85V84H67ZM206 85H209V84H206ZM224 85V84H223ZM233 85V84H232ZM238 85V84H237ZM237 85H236V87H237ZM259 85V84H258ZM18 86V85H17ZM41 86V85H40ZM39 86V87H40ZM53 86H54V84H53ZM56 86V85H55ZM194 86V85H193ZM225 86V85H224ZM241 86V85H240ZM239 86V87H240ZM245 86H247V87H249L248 85H245ZM251 86V85H250ZM263 86V85H262ZM262 86H260V87H262ZM60 87V86H59ZM203 87H205V86H203ZM211 87V86H210ZM215 87V86H214ZM227 87H229L230 88V86H227ZM234 87V86H233ZM236 87H235V89H236ZM254 87H256L255 85H254ZM20 88V87H19ZM53 88V87H52ZM61 88V87H60ZM202 88V87H201ZM206 88H207V86H206ZM208 88H209V86H208ZM220 88H221V86H220ZM219 88V89H220ZM244 88V87H243ZM252 88V87H251ZM21 89V88H20ZM19 89V90H20ZM23 89H25L24 87H23ZM34 89V88H33ZM35 89H37V88H35ZM39 89V88H38ZM56 89H58V87L56 88ZM61 89H64V88H61ZM71 89V88H70ZM195 89H197V88H195ZM246 89V88H245ZM257 89V88H256ZM261 89V88H260ZM28 90V89H27ZM32 90V89H31ZM47 90V89H46ZM54 90V89H53ZM201 90V89H200ZM200 90H197V91H200ZM227 90H229L228 88H227ZM232 90H233V88H232ZM232 90L229 92V93H231L232 92ZM236 90H238V89H236ZM253 90H255V89H253ZM259 90V89H258ZM57 91V90H56ZM192 91V90H191ZM206 91H208V90H206ZM215 91V89L213 90V92ZM221 91V90H220ZM239 91V90H238ZM245 91V90H244ZM248 91H249V89H248ZM260 92H261V90H259ZM17 92V91H16ZM15 92V93H16ZM41 92V91H40ZM194 92H196V91H194ZM216 92H217V90H216ZM215 92V93H216ZM222 92V91H221ZM227 92V91H226ZM242 92V91H241ZM249 92H251V90L249 91ZM264 92V91H263ZM7 93V92H6ZM12 93H14V92H12ZM29 93H31V92H29ZM33 93L34 92H32V95H33ZM36 93V92H35ZM201 93V92H200ZM205 93V92H204ZM220 93V92H219ZM233 93V92H232ZM237 93V92H236ZM235 93V94H236ZM247 93V92H246ZM255 93V92H254ZM262 93V92H261ZM20 94V93H19ZM18 94V95H19ZM37 94V93H36ZM66 94V93H65ZM69 94V93H68ZM186 94V93H185ZM192 94V93H191ZM206 94V93H205ZM228 94V93H227ZM234 94V93H233ZM238 94V93H237ZM244 94V93H243ZM257 94V93H256ZM259 94V93H258ZM6 95V94H5ZM30 95V94H29ZM28 95V96H29ZM48 95V94H47ZM178 95H180V94H178ZM211 95V94H210ZM221 95H223V93L221 94ZM225 95H226V93H225ZM230 95V94H229ZM228 95V96H229ZM250 95V94H249ZM11 96V95H10ZM36 96V95H35ZM54 96H56V95H54ZM184 96V95H183ZM186 96V95H185ZM193 96V95H192ZM202 96V95H201ZM231 96V95H230ZM237 96H239V94L237 95ZM245 96V95H244ZM252 96H253V94H252ZM259 96V95H258ZM261 96V95H260ZM7 97V96H6ZM19 97V96H18ZM226 98H227V96H225ZM255 97V96H254ZM262 97V96H261ZM186 100H187V96L186 97H184ZM194 98H197V97H194ZM240 98V97H239ZM243 98V97H242ZM249 98V97H248ZM259 98V97H258ZM264 98V97H263ZM262 98V99H263ZM9 99H12V98H9ZM173 99H177V97L176 98H173ZM181 99V98H180ZM184 99V100H185ZM199 99H201V98H199ZM228 99V98H227ZM256 99V98H255ZM2 100V99H1ZM0 100V101H1ZM13 100V99H12ZM195 100V99H194ZM211 100V99H210ZM241 100V99H240ZM258 100V99H257ZM18 101V100H17ZM26 101V100H25ZM189 101H191V99L189 100ZM203 101V100H202ZM206 101V100H205ZM215 101H216V99H215ZM232 101H233V99H232ZM237 101H239V100H237ZM254 101H256V100H254ZM13 102V101H12ZM29 102V101H28ZM60 102H61V100H60ZM177 102V101H176ZM187 102V101H186ZM195 102V101H194ZM193 101H192V103H194ZM210 102V101H209ZM219 102V101H218ZM233 102H236V101H233ZM242 102H243V100H242ZM248 102V101H247ZM258 102V101H257ZM260 102V101H259ZM263 102V101H262ZM9 103V102H8ZM172 103H174V102H172ZM228 103V102H227ZM238 103V102H237ZM251 103H252V101H251ZM24 104H27V103H24ZM42 104V103H41ZM49 104V103H48ZM52 104V103H51ZM178 104V103H177ZM180 104V103H179ZM182 104V103H181ZM183 104H185V103H183ZM182 104V105H183ZM195 104H197V102H195ZM201 104V103H200ZM228 104H230V103H228ZM259 105H260V103H258ZM263 104H264V102H263ZM262 104V105H263ZM55 105V104H54ZM190 105H193V104H190ZM198 105V104H197ZM206 105V104H205ZM240 105V104H239ZM243 105V103L241 104V106ZM246 105V104H245ZM254 105V104H253ZM252 105V106H253ZM255 105H256V103H255ZM187 106V105H186ZM186 106H184V107H186ZM198 106H200V105H198ZM215 106H217V105H215ZM219 106V105H218ZM218 106H217V108H218ZM233 106V105H232ZM244 106V105H243ZM261 106V105H260ZM51 107H53V106H50V108ZM164 107V106H163ZM183 107V108H184ZM188 107V106H187ZM190 107V106H189ZM189 107H188V109H189ZM205 107V106H204ZM221 107V106H220ZM219 107V108H220ZM249 107H251V105H249ZM256 107L257 108H259L258 107V105H256ZM255 107V108H256ZM21 108V107H20ZM60 108V107H59ZM164 108H166V107H164ZM173 107H171V109H172ZM176 108V107H175ZM194 108V107H193ZM195 108H196V106H195ZM210 108V107H209ZM248 108V107H247ZM170 109V108H169ZM170 109V110H171ZM181 109V108H180ZM184 109H187V108H184ZM222 109V108H221ZM228 109H230V108H228ZM242 109V108H241ZM251 109V108H250ZM261 109V108H260ZM1 110V109H0ZM40 110H41V108H40ZM201 111H203L202 110V108L200 109ZM215 110V109H214ZM223 110H225V109H223ZM222 110V111H223ZM231 110V109H230ZM235 110V109H234ZM237 110V109H236ZM244 110H245V108H244ZM12 111V110H11ZM34 111V110H33ZM173 111V110H172ZM190 111V110H189ZM188 111V112H189ZM253 111H254V108H253ZM25 112V111H24ZM31 112V111H30ZM42 112V111H41ZM166 112V111H165ZM175 112V111H174ZM173 112V114H175ZM177 112V111H176ZM206 112V111H205ZM224 112V111H223ZM227 112H228V110H227ZM236 112V111H235ZM237 112H238V110H237ZM244 112V111H243ZM262 112H263V114H264V111L262 110ZM3 113V112H2ZM11 113V112H10ZM44 113V112H43ZM190 113V112H189ZM213 113V112H212ZM241 114H244V113H242V112H240ZM4 114V113H3ZM27 114V113H26ZM41 114V113H40ZM164 114H166V113H164ZM169 114V113H168ZM171 114V113H170ZM182 113L180 112V115H181ZM194 114V113H193ZM197 114V113H196ZM204 114V113H203ZM206 114V113H205ZM210 114V113H209ZM258 114H259V112H258ZM262 114V115H263ZM0 115H2V114H0ZM24 115H25V113H24ZM30 115V114H29ZM29 115H27V116H29ZM39 115V114H38ZM185 116H188V115H186V113L184 114ZM191 115V114H190ZM199 115H201L202 116V114H199ZM208 115V114H207ZM216 115H217V113H216ZM221 115V114H220ZM225 115V114H224ZM250 115V114H249ZM14 116H15V114H14ZM13 116V117H14ZM165 116V115H164ZM163 116V117H164ZM168 116V115H167ZM167 116H166V120H167ZM172 116H174V117H177L176 115H172ZM195 116V115H194ZM206 116V115H205ZM30 117V116H29ZM28 117V118H29ZM34 117V116H33ZM39 117V116H38ZM182 117H184V116H182ZM190 117V116H189ZM225 117H226V115H225ZM250 117V116H249ZM6 118V117H5ZM15 119H16V117H14ZM171 118V117H170ZM173 118V117H172ZM178 118V117H177ZM186 118V117H185ZM192 116H191V120H192ZM196 118V117H195ZM200 117H197V119H199ZM228 118V117H227ZM230 118V117H229ZM40 119H42V118H40ZM173 119H175V120H177L176 118H173ZM183 119V118H182ZM203 119V118H202ZM207 119V118H206ZM217 120H218V118H216ZM222 119H223V115H222ZM226 118H224V120H225ZM5 120L6 119H4V121L3 122H5ZM32 120V119H31ZM141 120V119H140ZM165 120V121H166ZM169 120V119H168ZM180 120V119H179ZM196 120V119H195ZM245 120V119H244ZM260 120H261V118H260ZM263 120V119H262ZM36 121H37V119H36ZM185 121V120H184ZM184 121H181V122H184ZM194 121V120H193ZM193 121H191V122H193ZM197 121V120H196ZM208 121V120H207ZM219 121V120H218ZM226 121V120H225ZM224 121V122H225ZM30 122V121H29ZM32 122V121H31ZM142 122V121H141ZM169 122H171V121H169ZM174 122V121H173ZM200 122V121H199ZM222 122V121H221ZM230 122V120L228 121V123ZM234 121H232V123H233ZM244 122V121H243ZM11 123V122H10ZM42 123V122H41ZM52 123V122H51ZM140 123V122H139ZM145 123V122H144ZM163 123H165V122H163ZM187 123V122H186ZM216 123V122H215ZM226 123V122H225ZM261 123V122H260ZM8 124V123H7ZM143 124V123H142ZM141 124V125H142ZM177 124H179V123H177ZM176 124V125H177ZM184 124V123H183ZM188 124V123H187ZM187 124H186V126H187ZM195 124V123H194ZM201 124V123H200ZM199 124V125H200ZM203 124V123H202ZM210 124V123H209ZM208 124V125H209ZM222 124V123H221ZM220 124V125H221ZM224 124V123H223ZM234 124V123H233ZM140 125V124H139ZM146 125V124H145ZM149 125V124H148ZM198 125V124H197ZM196 125V126H197ZM218 126V127H221V126ZM224 125H226V124H224ZM223 125V126H224ZM228 125H231V124H228ZM239 125V124H238ZM164 126V125H163ZM168 126V125H167ZM173 126H175V125H173ZM172 126V127H173ZM185 126V127H186ZM193 126V125H192ZM195 126V125H194ZM204 125H202V127H203ZM205 126H207V125H205ZM222 126V127H223ZM240 126V125H239ZM170 127H171V125H170ZM188 127V126H187ZM211 127H213V126H211ZM217 127V126H216ZM226 127V126H225ZM224 127V128H225ZM242 127V126H241ZM262 127V126H261ZM135 128V127H134ZM143 128H144V126H143ZM147 128V127H146ZM175 128H177V127H175ZM190 128V127H189ZM200 128V127H199ZM206 128V127H205ZM205 128L203 129V130H205ZM210 128V127H209ZM215 128V127H214ZM253 128V127H252ZM164 129H165V127H164ZM163 129V130H164ZM172 129V128H171ZM184 129H186V128H184ZM192 129V128H191ZM195 129H198V127L197 128H195ZM208 129V128H207ZM227 129V128H226ZM232 129V128H231ZM234 129H235V126H234ZM243 129H244V127H243ZM246 129V128H245ZM257 129V128H256ZM259 129V128H258ZM257 129V130H258ZM139 130H141V129H139ZM145 130V129H144ZM157 130H158V128H157ZM160 130V129H159ZM169 130V129H168ZM175 130V129H174ZM179 130L180 131H182L180 128H179ZM193 130V129H192ZM192 130H191V132H192ZM200 130V129H199ZM199 130H197V131H199ZM212 130V129H211ZM217 130H218V128H217ZM220 130V129H219ZM229 130V129H228ZM228 130H226V131H228ZM237 130V129H236ZM162 131V130H161ZM166 131V130H165ZM223 131V130H222ZM230 131H232V130H230ZM243 131V130H242ZM245 131V130H244ZM246 131H248V130H246ZM249 131H251V130H249ZM170 132V131H169ZM172 132H174L173 130H172ZM183 132V131H182ZM190 132V131H189ZM207 132V131H206ZM238 132V131H237ZM138 133V132H137ZM151 133V132H150ZM174 133H176V132H174ZM177 133H178V131H177ZM193 133V132H192ZM197 133V132H196ZM208 133V132H207ZM234 133V132H233ZM242 133H245V132H242ZM258 133V132H257ZM163 134H165V132L163 133ZM167 134H168V132H167ZM171 134V133H170ZM194 134V133H193ZM246 134V133H245ZM259 134V133H258ZM172 135V134H171ZM179 135H181V134H179ZM188 135H190L189 133H188ZM203 135V134H202ZM213 135V134H212ZM223 135V134H222ZM233 135V134H232ZM238 135V134H237ZM240 135V134H239ZM177 136V135H176ZM220 136V135H219ZM228 136H230L229 134H228ZM235 136V135H234ZM234 136H232V137H234ZM247 136V135H246ZM145 137V136H144ZM178 137V136H177ZM176 137V138H177ZM195 137V135L193 136V138ZM197 137V136H196ZM221 137V136H220ZM232 137H231V140H232ZM247 137H249V136H247ZM252 137H253V135H252ZM169 138V137H168ZM167 138V141L169 140ZM173 138H175V136L173 137ZM175 138V139H176ZM182 138V137H181ZM192 138V137H191ZM251 138V137H250ZM264 138V137H263ZM161 139V138H160ZM174 139V140H175ZM180 139V138H179ZM178 139V140H179ZM183 139V138H182ZM186 139V138H185ZM188 139V138H187ZM190 139V138H189ZM211 139V138H210ZM224 139H225V136H224ZM234 139V138H233ZM249 139V138H248ZM254 139V138H253ZM173 140V141H174ZM181 140V139H180ZM197 140V139H196ZM217 140H218V138H217ZM222 140V139H221ZM239 140V139H238ZM256 140V139H255ZM109 141V140H108ZM137 141H138V139H137ZM152 141V140H151ZM166 141V140H165ZM164 141V142H165ZM166 141V142H167ZM226 141V140H225ZM241 141V140H240ZM245 141V140H244ZM250 141V140H249ZM103 142V141H102ZM159 142V144H160V142L162 143V141H158ZM169 142H171V140H169ZM190 142V141H189ZM192 142V141H191ZM234 142V141H233ZM236 142V141H235ZM246 142V141H245ZM254 142V141H253ZM252 142V143H253ZM101 143V142H100ZM139 143V142H138ZM182 143V142H181ZM181 143H179L180 145H181ZM185 143V142H184ZM197 143V142H196ZM214 143V142H213ZM221 143V142H220ZM225 143H227V142H225ZM240 143V142H239ZM155 145L157 144V143H154ZM175 144V143H174ZM177 144V143H176ZM206 144H209V142L208 143H206ZM224 144V143H223ZM229 144V143H228ZM230 144H232V142L230 143ZM243 145H244V143H242ZM100 145H102V144H100ZM142 145V144H141ZM148 145H150V144H148ZM163 145H164V143H163ZM162 145V146H163ZM168 145V144H167ZM185 145V144H184ZM183 145V146H184ZM189 145H191V144H189ZM205 145V144H204ZM203 145V146H204ZM214 145V144H213ZM219 145V144H218ZM240 145H241V143H240ZM249 145V144H248ZM257 145V144H256ZM106 146V145H105ZM145 146V145H144ZM168 146H170V145H168ZM173 146V145H172ZM197 146V145H196ZM201 146V145H200ZM203 146H201V147H203ZM212 146V145H211ZM224 146H225V144H224ZM233 146V145H232ZM238 147H240L239 145H237ZM242 146V145H241ZM259 146V145H258ZM263 146H264V144H263ZM150 147V146H149ZM149 147H147V148H149ZM154 147L155 146H151V148H153L154 149ZM160 147V146H159ZM175 147H177V146H175ZM179 147H181V146H179ZM201 147H199L202 151L204 150V149H202ZM216 147H217V145H216ZM215 147V148H216ZM228 147V146H227ZM231 147V146H230ZM229 147V148H230ZM237 147V148H238ZM98 148V147H97ZM108 148V147H107ZM140 148V147H139ZM145 148V147H144ZM146 148V149H147ZM163 148V147H162ZM167 148V147H166ZM173 148H174V146H173ZM183 148H185V147H183ZM194 148V147H193ZM204 148V147H203ZM222 148V147H221ZM233 148V147H232ZM230 149V150H228L227 152H224V150H222L223 151V153L222 154H220L218 157H216L214 160H212L213 162H210V163H212L210 166L212 167H218V168H222V167H224L225 168V166H229V165H232V166H236L237 168H240V170L242 171V173H241V175H240V177L236 180V181H234V182H232L231 183V185L228 187V188H226V189H222L221 187H218L216 184H215V182H213V179H211V178H204L203 177V174L201 175L200 174V172L197 170V169H195L196 167H192L191 165H187L186 166V171H185V177H186V183L188 184V185H186L187 187L185 188L186 189V191H184L183 192V194H184V196L183 197H185L186 198V203H184V202H181V203H184L183 205V207L185 208V206H187L188 205V201H189V199L194 195V197H197V201L198 202H196V203H190L189 205H188V207H186V208H188V211L189 210H191V209H194L195 211H196V213H197V215H199V216H204V212H205V207H207L208 206V203L211 201V200H213V198L215 197V195H216V193L218 194L219 192H221V194L224 196V198H225V200H226V203L227 202H229V203H231L232 204V208L234 209V211L235 212H237L238 214H239V218H240V221H239V224H238V226L237 227H235V229L234 230H230L231 232H229L228 231V234H227V237H226V240L224 241V243H223V241H222V243H223V246L221 245V248L219 249V251L221 250V254H222V257H224L225 258V260H226V262L225 263H227V264H239V263H243V264H264V162H261L260 161V163H258V164H255V162H254V166L253 165H251L250 166V162H249V159H251L250 157H249V155H248V152L246 151H242V150H236L237 151V153H236V151L235 150H233V149ZM242 148V147H241ZM255 148V147H254ZM99 149V148H98ZM102 149V148H101ZM106 149V148H105ZM142 149H143V147H142ZM164 149V148H163ZM162 149V150H163ZM167 149H170V148H167ZM166 149V151L168 152V150ZM192 149V148H191ZM220 149V148H219ZM218 149V150H219ZM225 149V148H224ZM264 149V148H263ZM100 150V149H99ZM140 150V149H139ZM187 150H189L188 149V147H187ZM195 150V149H194ZM217 150V151H218ZM246 150V149H245ZM251 150H253V149H251ZM250 150V151H251ZM105 151V150H104ZM103 151V152H104ZM147 151V150H146ZM180 151V150H179ZM184 151V150H183ZM200 151V150H199ZM217 151H216V153L215 154H217ZM259 151H261V153H264V151H262V150H259ZM101 152V151H100ZM114 152V151H113ZM112 152V153H113ZM150 152V151H149ZM159 152H161V151H159ZM204 152V151H203ZM253 152H254V150H253ZM98 153V152H97ZM105 153H106V151H105ZM104 153V154H105ZM143 153V152H142ZM176 153H177V151H176ZM189 153H191L190 151H189ZM209 153V152H208ZM219 153H221L220 151H219ZM261 153H258L259 155L258 156H260V154ZM108 154V153H107ZM119 154V153H118ZM159 154V153H158ZM166 154V153H165ZM167 154H169V153H167ZM166 154V155H167ZM174 154V153H173ZM184 154V153H183ZM197 154H199V153H197ZM203 154V153H202ZM212 154V153H211ZM210 154V155H211ZM250 154V153H249ZM255 154H257V152H255ZM106 155V154H105ZM104 155V156H105ZM114 155V154H113ZM116 155V154H115ZM165 155V157H167ZM177 155H178V153H177ZM199 155H201V154H199ZM198 155V156H199ZM204 155V154H203ZM213 155V154H212ZM109 156V155H108ZM107 156V157H108ZM139 156V155H138ZM141 156V155H140ZM143 156V155H142ZM141 156V157H142ZM145 156H146V153H145ZM157 156V155H156ZM159 156V155H158ZM173 156V155H172ZM176 156V155H175ZM180 157H182L181 155H179ZM216 156V155H215ZM250 156H252V155H250ZM262 156V155H261ZM136 157V156H135ZM134 157V158H135ZM147 157H149L148 155H147ZM151 157V156H150ZM161 157V156H160ZM174 157V156H173ZM187 157V156H186ZM200 157V156H199ZM207 157H209V156H207ZM256 157V156H255ZM96 158H97V156H96ZM109 158V157H108ZM120 158V157H119ZM134 158H132V159H134ZM137 158V157H136ZM144 158V157H143ZM169 158V157H168ZM175 158V157H174ZM177 158V157H176ZM175 158V159H176ZM182 158H185V157H182ZM189 158V157H188ZM195 158V157H194ZM202 158V157H201ZM212 157H210V159H211ZM261 159H262V157H260ZM260 158H258V159H256V161H259V159ZM140 159H142V158H140ZM145 159H146V157H145ZM149 159V158H148ZM164 159V158H163ZM166 159V158H165ZM171 159V158H170ZM196 159V158H195ZM195 159H194V161H195ZM139 160V159H138ZM147 160V159H146ZM157 160V159H156ZM159 161H160V159H158ZM179 160H181V158H179ZM179 160H176V161H179ZM192 160V159H191ZM190 160V161H191ZM198 160V159H197ZM204 160H206V159H204ZM252 160H254V159H252ZM143 161V160H142ZM149 161V160H148ZM168 161V160H167ZM170 161V160H169ZM175 161V162H176ZM182 161V160H181ZM193 161V160H192ZM202 161V160H201ZM211 161V160H210ZM96 162V161H95ZM98 162V161H97ZM133 162V161H132ZM152 162V161H151ZM171 162H172V160H171ZM183 162V161H182ZM196 162H199V161H196ZM204 162H206V161H204ZM203 162V163H204ZM208 162V161H207ZM100 163H102V161L100 162ZM173 163V162H172ZM178 162H176V164H177ZM180 163V162H179ZM192 163V162H191ZM96 164V163H95ZM116 164V163H115ZM147 164V163H146ZM156 164H157V162H156ZM155 164V165H156ZM163 164V163H162ZM165 164H167L166 162H165ZM184 164V163H183ZM193 164V163H192ZM196 164V163H195ZM198 164V163H197ZM105 165V164H104ZM103 165V166H104ZM203 165V164H202ZM205 165V164H204ZM101 166V165H100ZM151 166V165H150ZM164 165H162V166H158V167H163ZM169 166V165H168ZM177 166V165H176ZM197 166V165H196ZM120 167H122V166H120ZM153 167V166H152ZM166 167V166H165ZM172 167H173V165H172ZM205 167V166H204ZM230 167V166H229ZM98 168H99V166H98ZM108 168H110V167H108ZM127 168V167H126ZM147 168V167H146ZM146 168H144V169H146ZM151 168V167H150ZM155 168H157V166L155 167ZM168 168V167H167ZM171 168V166H169V168L168 169H170ZM203 168V167H202ZM103 169H105V168H103ZM111 169V168H110ZM130 169V168H129ZM154 169V168H153ZM164 169V168H163ZM174 169V168H173ZM212 169V168H211ZM217 169V168H216ZM231 169V168H230ZM126 170V169H125ZM158 170V169H157ZM204 170V169H203ZM224 170V169H223ZM235 170H238V169H235ZM97 171V170H96ZM103 171V170H102ZM161 171V170H160ZM166 171V170H165ZM170 171V170H169ZM216 171H218V170H216ZM125 172V171H124ZM123 172V173H124ZM154 172H156V170L154 171ZM161 172H164V171H161ZM179 172H180V170H179ZM203 172V171H202ZM176 173V172H175ZM174 173V174H175ZM177 173H178V171H177ZM204 173H206V172H204ZM214 173V172H213ZM221 173V172H220ZM219 173V174H220ZM102 174V173H101ZM125 174V173H124ZM142 174V173H141ZM158 174H160V172L158 173ZM173 174V173H172ZM228 174V173H227ZM154 175V174H153ZM161 175V174H160ZM205 175H207V174H205ZM217 175V174H216ZM221 175V174H220ZM99 175H97V177H98ZM126 176V175H125ZM140 176H143V175H140ZM165 176H168V175H165ZM177 176V175H176ZM209 176V175H208ZM225 176V175H224ZM96 177V178H97ZM102 177V176H101ZM152 179H153V177L152 176H150ZM155 177V176H154ZM169 177V176H168ZM167 177V178H168ZM175 177V176H174ZM198 177H203L204 178V180H203V185H202V189H198V188H196V185L198 184H196L195 185V182H194V178H198ZM126 178H127V176H126ZM158 178H160V177H158ZM158 178H156V179H158ZM162 178V177H161ZM179 177H177V179H178ZM212 178H214V177H212ZM155 179V180H156ZM174 179V178H173ZM181 179V178H180ZM232 179V178H231ZM125 180V179H124ZM161 180V179H160ZM164 180V179H163ZM162 180V181H163ZM199 180H201V179H199ZM132 181V180H131ZM130 181V182H131ZM159 181V180H158ZM162 181H160V182H162ZM168 181H169V179H168ZM202 181V180H201ZM89 182H90V180H89ZM126 183H129V182H127V181H125ZM133 182V181H132ZM160 182L158 183V185L160 184ZM166 182V181H165ZM171 182H173V181H171ZM175 182V181H174ZM173 182V183H174ZM177 182V181H176ZM226 182V181H225ZM94 183V182H93ZM122 183V182H121ZM120 183V184H121ZM148 183H150V182H148ZM147 183V184H148ZM168 183V182H167ZM173 183L172 184H169V192H171L172 193V191L174 192V190H176V189H178V186L177 185H173ZM179 183V182H178ZM86 184V183H85ZM146 184V185H147ZM151 184V183H150ZM165 184V183H164ZM163 184V185H164ZM219 184V183H218ZM94 185V184H93ZM131 185H132V183H131ZM152 185V184H151ZM151 185H149V187H151ZM153 185H154V182H153ZM161 185V184H160ZM163 185H161L162 187H163ZM199 186L201 185L200 184V181H199V184H198ZM125 186V185H124ZM142 186V185H141ZM145 187V186H144ZM198 187V186H197ZM123 188H125V187H123ZM127 188V187H126ZM131 188H133V187H131ZM152 188H155V186L154 187H152ZM157 188H160V187H157ZM106 189V188H105ZM128 189H130V188H128ZM140 189V188H139ZM145 189V188H144ZM168 189V188H167ZM183 189V188H182ZM181 189V190H182ZM99 190V189H98ZM115 190H117V189H115ZM155 190V189H154ZM161 190V192H162V188L160 189ZM110 191V190H109ZM135 191V190H134ZM179 191V190H178ZM93 192V191H92ZM101 192V191H100ZM128 192V191H127ZM155 192V191H154ZM164 192H165V190H164ZM96 193H97V191H96ZM132 193V192H131ZM134 193V192H133ZM160 193V192H159ZM167 193V192H166ZM176 193V192H175ZM174 193V194H175ZM101 194H103V193H101ZM106 194V193H105ZM113 194V193H112ZM137 194V193H136ZM155 194V193H154ZM163 196L165 195V193L163 194V193H161ZM169 194V193H168ZM100 195V194H99ZM131 195V194H130ZM129 195V196H130ZM134 195H135V193H134ZM139 194H137V196H138ZM153 195V194H152ZM160 195V194H159ZM177 195V194H176ZM95 196V195H94ZM107 196V195H106ZM149 196V195H148ZM154 196V195H153ZM152 196V197H153ZM163 196H161V197H163ZM166 196V195H165ZM178 196V195H177ZM101 197V196H100ZM103 197V196H102ZM101 197V198H102ZM119 197V195L117 196V198ZM130 197H132V195L130 196ZM129 197V198H130ZM158 197V196H157ZM181 197V196H180ZM97 198V197H96ZM138 198V197H137ZM146 198H148V197H146ZM151 198V197H150ZM168 198V197H167ZM107 199V198H106ZM163 199V198H162ZM161 199V200H162ZM173 199V198H172ZM194 199V198H193ZM94 200V199H93ZM96 200V199H95ZM94 200V201H95ZM109 200H110V198H109ZM111 200H112V198H111ZM111 200H110V202H111ZM119 200V199H118ZM141 200H144V199H141ZM151 200H153V198H151ZM175 200V199H174ZM178 200H179V198H178ZM181 200V199H180ZM196 200V199H195ZM93 201V202H94ZM114 200H112V202H113ZM123 201V200H122ZM166 201V200H165ZM168 201V200H167ZM124 202V201H123ZM148 202H150V201H147V202H145V203H148ZM159 202V201H158ZM175 202V201H174ZM173 202V203H174ZM176 202H178V201H176ZM180 202H178V203H180ZM193 202V201H192ZM217 202V201H216ZM127 203H128V201H127ZM137 203V202H136ZM152 203H153V201H152ZM162 203V202H161ZM177 203V204H178ZM221 203V202H220ZM103 204V203H102ZM138 204V203H137ZM142 204H143V202H142ZM155 204V203H154ZM158 204V203H157ZM163 204V203H162ZM166 204V203H165ZM169 204V203H168ZM175 204V203H174ZM218 204V203H217ZM223 204H224V202H223ZM63 205V204H62ZM86 204L84 203V206H85ZM126 205H128V204H126ZM130 205V204H129ZM132 206H134L135 204H131ZM141 205V204H140ZM144 205V204H143ZM149 205V204H148ZM151 206H152V204H150ZM156 205V204H155ZM171 205H173V204H171ZM212 205H213V203H212ZM101 206H103V205H101ZM147 206V205H146ZM161 206V204L159 205V207ZM174 206V205H173ZM220 206V205H219ZM222 206H225V205H222ZM105 207V206H104ZM126 207V206H125ZM129 207V206H128ZM138 207V206H137ZM142 207V206H141ZM144 207H145V205H144ZM144 207H142V208H144ZM154 207V206H153ZM156 207V206H155ZM171 207V206H170ZM169 207V208H170ZM103 208V207H102ZM122 208H123V206H122ZM140 208V207H139ZM141 208V209H142ZM150 208V207H149ZM173 208V207H172ZM178 208V207H177ZM214 208V207H213ZM212 208V209H213ZM216 208V207H215ZM133 209V208H132ZM134 209H136V206H135V208ZM145 209V208H144ZM155 209V208H154ZM209 209H210V207H209ZM209 209H207V210H209ZM100 210H101V208H100ZM103 210V209H102ZM109 210V209H108ZM122 210V209H121ZM131 210V209H130ZM129 210V211H130ZM138 210H140V209H138ZM147 211L149 210V209H146ZM151 210V209H150ZM153 210V209H152ZM158 210H160V209H158ZM165 210V209H164ZM167 210V209H166ZM177 210V209H176ZM175 210V211H176ZM183 210V209H182ZM182 210L180 209V211L182 212ZM92 211H93V209H92ZM161 211H162V209H161ZM194 211V212H195ZM121 212V211H120ZM128 212V211H127ZM136 212H138L137 211V209H136ZM152 212V211H151ZM153 212L155 213V211L153 210ZM152 212V213H153ZM166 212V211H165ZM172 212V211H171ZM178 212V211H177ZM180 212V214H182ZM208 212V211H207ZM232 212V211H231ZM230 212V213H231ZM68 213V212H67ZM70 213V212H69ZM109 212H107V214H108ZM123 213V212H122ZM133 213V212H132ZM131 213V214H132ZM139 213V212H138ZM167 213V212H166ZM185 213V212H184ZM190 213H191V211H190ZM213 213H214V211H213ZM234 212H232V214H233ZM8 214V213H7ZM11 214V213H10ZM15 214V213H14ZM124 214H126L125 213V211H124ZM128 214V213H127ZM134 214V213H133ZM150 214V213H149ZM176 214V213H175ZM207 214V213H206ZM205 214V215H206ZM227 214V213H226ZM236 214V213H235ZM235 214H233V216L235 215ZM128 215H130V214H128ZM155 215V214H154ZM158 215V214H157ZM161 215V214H160ZM168 215V214H167ZM170 215V214H169ZM211 215V214H210ZM220 215V214H219ZM14 216H16V215H14ZM107 216H110V215H107ZM123 216V215H122ZM132 216V215H131ZM144 216V215H143ZM150 216V215H149ZM152 216V215H151ZM188 216V215H187ZM190 216V215H189ZM201 216V217H202ZM112 217V216H111ZM115 217H118V216H115ZM145 217V216H144ZM153 217V216H152ZM157 217V216H156ZM179 217V216H178ZM185 217V216H184ZM183 217V218H184ZM212 217V216H211ZM224 217V216H223ZM3 218V217H2ZM15 218H18V217H15ZM21 218V217H20ZM63 218V217H62ZM69 218H70V216H69ZM80 218V217H79ZM78 217H77V219H79ZM109 218V217H108ZM119 218V217H118ZM123 218V217H122ZM169 218V217H168ZM189 218V217H188ZM192 218V217H191ZM198 218H200V217H198ZM214 218H216V220H218L217 219V214L215 215V217ZM237 218V217H236ZM14 219V218H13ZM25 219V218H24ZM55 219V218H54ZM73 219V218H72ZM83 219V218H82ZM128 219V218H127ZM134 219V218H133ZM132 219V220H133ZM137 219H138V217H137ZM155 219V218H154ZM154 219H152V221H153V223H155L154 222ZM173 219V218H172ZM193 220H194V218H192ZM202 219V218H201ZM203 219H204V217H203ZM205 219H206V217H205ZM209 219V218H208ZM17 220V219H16ZM22 220V219H21ZM27 220V219H26ZM147 220V219H146ZM151 220V219H150ZM156 220V219H155ZM167 220V219H166ZM169 220V219H168ZM168 220H167V223H168ZM171 220V219H170ZM175 220V219H174ZM183 220V219H182ZM181 220V221H182ZM185 220V219H184ZM191 220V219H190ZM207 220V219H206ZM232 220V219H231ZM13 221V220H12ZM73 221V220H72ZM143 221V220H142ZM148 221V220H147ZM146 221V222H147ZM165 221V220H164ZM163 221V222H164ZM177 221V220H176ZM179 221V220H178ZM189 221V220H188ZM201 221V220H200ZM199 221V222H200ZM204 221V220H203ZM208 221V220H207ZM221 221V220H220ZM219 221V222H220ZM2 222V221H1ZM22 222V221H21ZM64 222H65V220H64ZM76 222V221H75ZM74 222V223H75ZM118 222V221H117ZM133 222V221H132ZM139 222V221H138ZM149 222V221H148ZM189 222H191V221H189ZM195 222V221H194ZM112 223V222H111ZM156 223H158V222H156ZM170 223V222H169ZM168 223V224H169ZM173 223V222H172ZM176 223V222H175ZM181 223V222H180ZM186 224L185 225H187V224H189L188 222H185ZM193 223V222H192ZM203 223V222H202ZM204 223H206L205 221H204ZM211 223V222H210ZM215 223H217V222H215ZM13 224V223H12ZM21 224V223H20ZM27 224V223H26ZM47 224V223H46ZM51 224H52V222H51ZM82 224V223H81ZM140 224V223H139ZM142 224V223H141ZM147 224V223H146ZM145 224V225H146ZM160 224V223H159ZM159 224H157V225H159ZM167 224V225H168ZM178 224V223H177ZM176 224V225H177ZM194 224H197V221H196V223H194ZM213 224V223H212ZM218 224V223H217ZM221 224V223H220ZM7 225H8V223H7ZM24 225V224H23ZM28 225V224H27ZM30 225V224H29ZM38 225V224H37ZM48 225V224H47ZM67 225V224H66ZM74 225V224H73ZM86 225V224H85ZM90 225V224H89ZM93 225V224H92ZM97 225V224H96ZM95 225V226H96ZM113 225V224H112ZM126 225V224H125ZM144 225V226H145ZM151 225V224H150ZM154 225V224H153ZM156 225V224H155ZM164 225V224H163ZM184 225V224H183ZM184 225V226H185ZM192 225V224H191ZM211 225V224H210ZM10 226H12L11 224H10ZM36 226V225H35ZM78 226H80V223H79V225ZM94 226V227H95ZM102 226V225H101ZM100 226V227H101ZM131 226V225H130ZM138 226V225H137ZM173 226V225H172ZM179 226V225H178ZM181 226V225H180ZM197 226V225H196ZM204 226V225H203ZM209 226V225H208ZM208 226H207V228H208ZM217 226V225H216ZM219 226V225H218ZM218 226L216 227V232H218L220 235H221V232L219 231L220 229H218V231H217V228H218ZM227 226V225H226ZM230 226V225H229ZM234 226V225H233ZM36 227H38V226H36ZM69 227V226H68ZM74 227V226H73ZM83 227V226H82ZM92 227V226H91ZM103 227V226H102ZM140 227V226H139ZM148 227V226H147ZM150 227V226H149ZM148 227V228H149ZM154 227H156V226H154ZM182 227V226H181ZM191 227H193V226H191ZM200 227V226H199ZM199 227H198V229H199ZM206 227V226H205ZM221 227V226H220ZM9 228V227H8ZM17 228V227H16ZM22 228V227H21ZM23 228H25V227H23ZM57 228V227H56ZM96 228V227H95ZM135 228V227H134ZM137 228V227H136ZM158 228H160V227H158ZM164 228V227H163ZM171 228H173V227H171ZM180 228V227H179ZM184 228V227H183ZM187 228H188V226H187ZM212 228H214V227H212ZM211 227L209 228V229H212ZM10 229V228H9ZM19 229V228H18ZM34 229V228H33ZM74 229V228H73ZM72 229V230H73ZM93 229V228H92ZM98 229V228H97ZM96 229V230H97ZM103 229V228H102ZM108 229V228H107ZM110 229V228H109ZM169 229V228H168ZM178 229V228H177ZM190 229V228H189ZM222 229H224L223 227H222ZM231 229V228H230ZM15 230V229H14ZM42 230V229H41ZM40 230V231H41ZM52 230V229H51ZM54 230V229H53ZM72 230H71V232H72ZM80 230V229H79ZM101 230V229H100ZM114 230V229H113ZM138 230H140V229H138ZM150 230L151 229H149V232H150ZM161 230H162V227H161ZM170 230V229H169ZM191 230V229H190ZM192 230H196V229H194V228H192ZM192 230H191V232H192ZM203 231L205 230V229H202ZM24 231V230H23ZM58 231V230H57ZM68 231V230H67ZM99 231V230H98ZM103 231V230H102ZM105 231V230H104ZM160 231V230H159ZM181 231V230H180ZM186 231V230H185ZM189 231V230H188ZM11 232V231H10ZM28 232V231H27ZM26 232V233H27ZM42 232V231H41ZM52 232V231H51ZM58 232H60V231H58ZM64 232V231H63ZM89 232V231H88ZM87 232V233H88ZM92 232V231H91ZM107 232V231H106ZM111 232H113V231H111ZM110 232V233H111ZM147 232H148V230H147ZM187 232V231H186ZM196 232V231H195ZM199 232V231H198ZM210 232V231H209ZM212 232V231H211ZM214 233V231H213V233H214V235L216 234L217 235V233ZM3 233V232H2ZM2 233H1V235H2ZM31 233V232H30ZM37 233V232H36ZM35 233V234H36ZM57 232H55V234H56ZM83 233V232H82ZM86 233V232H85ZM93 233V232H92ZM109 233V232H108ZM107 233V234H108ZM139 233H141L140 231H139ZM154 233V232H153ZM162 232H160V234H161ZM179 233V232H178ZM193 233V232H192ZM201 233H202V231H201ZM4 234H6V233H4ZM32 234V233H31ZM66 234H68V233H66ZM72 234V233H71ZM84 234V233H83ZM101 234H102V232H101ZM106 234V235H107ZM126 234V233H125ZM138 234V233H137ZM142 234V233H141ZM144 234V233H143ZM145 234H147V233H145ZM155 234V233H154ZM157 234V233H156ZM155 234V235H156ZM163 234V233H162ZM161 234V235H162ZM180 234V233H179ZM204 234H206V233H204ZM224 234H225V232H224ZM17 235V234H16ZM19 235V234H18ZM46 235V234H45ZM91 236H92V234H90ZM100 235V234H99ZM114 235H115V233H114ZM113 235V236H114ZM159 235V234H158ZM174 235H176V233L174 234ZM188 235V234H187ZM194 235H195V233H194ZM193 235V236H194ZM203 235V234H202ZM207 235H208V233H207ZM215 235V236H216ZM38 236V235H37ZM42 236V235H41ZM51 236V235H50ZM49 236V237H50ZM53 236V235H52ZM75 236V235H74ZM105 236V235H104ZM141 236V235H140ZM154 236V235H153ZM160 236V235H159ZM182 236V235H181ZM189 236V235H188ZM206 236V235H205ZM210 236V235H209ZM2 237V236H1ZM0 237V238H1ZM11 237V236H10ZM13 237V236H12ZM20 237H21V235H20ZM47 237V236H46ZM68 237V236H67ZM84 237V236H83ZM97 237V236H96ZM103 237V236H102ZM101 237V238H102ZM118 237V236H117ZM125 237V236H124ZM144 237V236H143ZM163 237V236H162ZM165 237V236H164ZM211 237H212V235H211ZM214 237V236H213ZM212 237V238H213ZM6 238V237H5ZM25 238V237H24ZM60 238V237H59ZM66 238V237H65ZM89 238H90V236H89ZM109 238H110V236H109ZM120 238V237H119ZM123 238V237H122ZM126 238V237H125ZM128 238V237H127ZM133 238V237H132ZM136 238V237H135ZM147 238V237H146ZM149 238V237H148ZM157 238V237H156ZM175 238V237H174ZM173 238V239H174ZM177 238V237H176ZM209 238V237H208ZM207 238V239H208ZM7 239V238H6ZM17 239V238H16ZM25 239H28L27 237L25 238ZM48 239V238H47ZM62 239H63V236H62ZM94 239H96V238H94ZM98 239V238H97ZM107 239H108V237H107ZM131 239V238H130ZM186 239V238H185ZM193 239H194V237H193ZM195 239H196V237H195ZM204 239V238H203ZM205 239H206V237H205ZM1 240V239H0ZM10 240V239H9ZM56 240V239H55ZM57 240H59V239H57ZM61 240V239H60ZM59 240V241H60ZM68 240V239H67ZM90 240H91V238H90ZM99 240V239H98ZM119 241H120V239H118ZM122 240V239H121ZM148 240V239H147ZM161 240V239H160ZM163 240V239H162ZM175 240V239H174ZM184 240V239H183ZM182 240V243H184V241ZM189 240H190V237H189ZM209 240H211V239H208V241ZM214 240H215V238H214ZM216 240H218V238L216 239ZM8 241V240H7ZM51 241V240H50ZM64 241V240H63ZM96 241V240H95ZM135 241V240H134ZM140 241V240H139ZM154 241V240H153ZM165 241V240H164ZM163 241V242H164ZM199 241V240H198ZM202 240H200V242H201ZM208 241L206 242V244H208ZM23 242H24V240H23ZM26 242V241H25ZM35 242H37V241H35ZM45 242V241H44ZM90 242H92V241H90ZM100 242V241H99ZM112 242V241H111ZM117 242V241H116ZM124 242V241H123ZM127 242H129V241H127ZM126 242V243H127ZM136 242H138V240L136 241ZM149 242V241H148ZM155 242V241H154ZM166 242V241H165ZM170 242V241H169ZM167 243L168 245L172 242H170V243ZM174 242H176V241H174ZM181 242V241H180ZM191 242V241H190ZM219 242V241H218ZM3 243V242H2ZM18 243V242H17ZM16 243V244H17ZM30 243V242H29ZM28 243V244H29ZM32 243V242H31ZM43 243V242H42ZM61 243V242H60ZM64 243V242H63ZM66 244H68L67 242H65ZM85 243V242H84ZM110 243V242H109ZM135 243V242H134ZM144 243V242H143ZM153 243V242H152ZM177 243V242H176ZM188 243V242H187ZM213 243H215V242H213ZM19 244V243H18ZM24 244H26V243H24ZM38 244V243H37ZM51 244H54V243H51ZM119 244H120V242H119ZM145 244V243H144ZM154 244V243H153ZM155 244H157L156 242H155ZM197 244V243H196ZM195 244V245H196ZM31 245V244H30ZM45 245V244H44ZM58 245H60V244H58ZM74 245V244H73ZM79 245V244H78ZM96 245H97V243H96ZM109 245H111V244H109ZM113 245V244H112ZM124 245V244H123ZM139 245V244H138ZM160 245V244H159ZM166 245V244H165ZM172 245V244H171ZM178 245H180V243L178 244ZM186 245V244H185ZM191 245V243L189 244V246ZM20 246V245H19ZM35 246V245H34ZM69 246H70V244H69ZM89 246V245H88ZM101 246V245H100ZM135 246V245H134ZM154 246V245H153ZM175 246V245H174ZM189 246H187V247H189ZM193 246V245H192ZM191 246V247H192ZM199 246H201L202 247V243H201V245H199ZM199 246H198V249H199ZM208 246H210V245H208ZM7 247V246H6ZM22 247H23V245H22ZM21 247V248H22ZM41 247V246H40ZM45 247V246H44ZM47 247V246H46ZM51 247V246H50ZM61 247V246H60ZM67 247V246H66ZM103 247H104V245H103ZM106 247V246H105ZM108 247V246H107ZM119 247V246H118ZM130 247H131V244H130ZM129 247V248H130ZM133 247V246H132ZM136 247V246H135ZM168 247V246H167ZM173 247V246H172ZM181 247H182V245H181ZM207 247V246H206ZM205 247V248H206ZM211 247V246H210ZM210 247H207V248H210ZM8 248V247H7ZM7 248H5V249H7ZM24 248H26V247H24ZM23 248V249H24ZM30 248H33V246L32 247H30ZM48 248V247H47ZM84 248H86V246L84 247ZM95 248V247H94ZM125 248V247H124ZM142 248V247H141ZM151 248V247H150ZM176 248H178V247H176ZM203 248V247H202ZM9 249V248H8ZM34 249V248H33ZM50 249V248H49ZM59 249V248H58ZM74 249V248H73ZM88 249H91V248H88ZM116 249H118V248H116ZM126 249H128V247L126 248ZM143 249V248H142ZM10 250V249H9ZM27 250V249H26ZM35 250H37V249H35ZM34 250V251H35ZM67 250V249H66ZM114 250V249H113ZM120 250L122 251V249L120 248ZM129 250H131V249H129ZM128 250V251H129ZM139 250V249H138ZM146 250V249H145ZM153 250V249H152ZM170 250H172V252H173V249H170ZM213 250V249H212ZM214 250H216L215 248H214ZM4 251V250H3ZM6 251V250H5ZM4 251V252H5ZM68 251V250H67ZM74 251V250H73ZM87 251V250H86ZM102 251H105V249L104 250H102ZM108 251V250H107ZM112 251V250H111ZM125 251V250H124ZM123 251V252H124ZM147 251V250H146ZM157 251H159V250H157ZM161 251H163V250H161ZM168 251V250H167ZM183 251V250H182ZM186 251V250H185ZM189 251V250H188ZM191 251V250H190ZM204 251V250H203ZM206 251V250H205ZM207 251H208V249H207ZM207 251H206V254H207ZM13 252H15V251H13ZM56 252V251H55ZM80 252V251H79ZM110 252V251H109ZM108 252V253H109ZM140 252V251H139ZM153 252V251H152ZM193 252H194V250H193ZM214 252V251H213ZM22 253V252H21ZM21 253H17V254H21ZM42 253H44L43 251H42ZM41 253V254H42ZM54 253V252H53ZM52 253V254H53ZM58 253H60V252H58ZM64 253V252H63ZM62 253V254H63ZM68 253V252H67ZM66 253V254H67ZM70 253H71V250H70ZM90 253V252H89ZM105 253V252H104ZM158 253V252H157ZM190 253V252H189ZM195 253V252H194ZM194 253H193V255H194ZM203 253V252H202ZM15 254V253H14ZM28 254V253H27ZM86 254V253H85ZM125 254V253H124ZM148 254V253H147ZM151 254V253H150ZM162 254H164V252H162ZM162 254H160L161 256H162ZM185 254H187V253H185ZM192 254V253H191ZM219 254V253H218ZM3 255V254H2ZM10 255V254H9ZM31 255V254H30ZM46 255V254H45ZM99 255V254H98ZM101 255H103V254H101ZM114 255V254H113ZM112 255V256H113ZM116 255H118L117 253H116ZM129 255V254H128ZM133 255V254H132ZM179 255V254H178ZM199 255V254H198ZM201 255V254H200ZM208 256H212V254H209V252H208V254H207ZM213 255H215V253L213 254ZM220 255V254H219ZM14 256V255H13ZM23 256V255H22ZM32 256V255H31ZM85 256V255H84ZM90 256V255H89ZM88 256V257H89ZM103 256H105V254L103 255ZM125 256V255H124ZM137 256V255H136ZM142 256V255H141ZM158 256V255H157ZM166 256H167V254H166ZM221 256V255H220ZM16 257H17V255H16ZM35 257V256H34ZM45 257V256H44ZM43 257V258H44ZM47 257V256H46ZM52 257V256H51ZM106 257V256H105ZM115 257V256H114ZM121 257V256H120ZM127 257V256H126ZM125 257V258H126ZM149 257H152V256H149ZM163 257V256H162ZM172 257V256H171ZM177 257V256H176ZM189 257V256H188ZM187 257V258H188ZM195 257V256H194ZM221 257V258H222ZM3 258V257H2ZM19 258V257H18ZM23 258V257H22ZM26 258H27V256H26ZM53 258V257H52ZM51 258V259H52ZM84 258V257H83ZM103 258V257H102ZM136 258V257H135ZM141 258V257H140ZM167 258V257H166ZM165 258V260H167ZM173 258V257H172ZM178 258V257H177ZM176 258V259H177ZM186 258V257H185ZM200 258V257H199ZM202 258V257H201ZM35 259V258H34ZM56 259V258H55ZM59 259V258H58ZM63 260H64V258H62ZM66 259V258H65ZM97 259H98V257H97ZM105 258H103V260H104ZM141 259H143V257L141 258ZM147 259V258H146ZM150 259V258H149ZM151 259H153V258H151ZM164 259V258H163ZM162 259V260H163ZM179 259V258H178ZM181 259V258H180ZM194 259V258H193ZM197 259V258H196ZM195 259V260H196ZM209 259H210V257H209ZM215 259H217V258H215ZM17 260V259H16ZM19 260V259H18ZM74 260H76V259H74ZM88 260V259H87ZM101 260V259H100ZM107 260H108V257H107ZM124 260V259H123ZM126 260V259H125ZM133 260H134V258H133ZM173 260V259H172ZM189 260V259H188ZM191 260V259H190ZM208 260V259H207ZM212 261H214L213 259H211ZM10 261V260H9ZM25 261V260H24ZM54 261V260H53ZM57 261V260H56ZM65 261V260H64ZM73 261V260H72ZM71 261V262H72ZM79 261V260H78ZM81 262L80 263H82V259L80 260ZM105 261V260H104ZM131 261H132V259H131ZM150 261V260H149ZM148 261V262H149ZM154 261V260H153ZM152 261V262H153ZM180 261V260H179ZM197 261H198V259H197ZM210 261V260H209ZM217 261H218V259H217ZM216 261V262H217ZM7 262V261H6ZM5 262V263H6ZM20 263H21V261H19ZM18 262V263H19ZM49 262V261H48ZM48 262L46 263V264H48ZM52 262V261H51ZM69 262V261H68ZM74 262V261H73ZM85 262V261H84ZM90 262V261H89ZM93 262V261H92ZM91 262V263H92ZM97 262V261H96ZM96 262H95V260H94V263L96 264ZM129 262V261H128ZM133 262V261H132ZM165 262V261H164ZM170 262H171V260H170ZM173 262V261H172ZM178 262V261H177ZM185 262V264H186V260L184 261ZM195 262V261H194ZM215 262V263H216ZM221 262V261H220ZM16 262H14V264H15ZM25 263V262H24ZM29 263H30V261H29ZM32 264H33V262H31ZM63 263V262H62ZM61 263V264H62ZM65 263V262H64ZM67 263V262H66ZM77 263V262H76ZM88 263V262H87ZM98 263V262H97ZM100 263H101V261H100ZM122 263V262H121ZM120 263V264H121ZM126 263V262H125ZM124 263V264H125ZM138 263H140V262H138ZM145 263V262H144ZM147 263V262H146ZM166 263V262H165ZM196 263V262H195ZM211 262H209V264H210ZM41 264H43V263H41ZM58 264V263H57ZM60 264V263H59ZM73 264V263H72ZM99 264V263H98ZM106 264H108L107 262H106ZM114 264H116V263H114ZM123 264V263H122ZM160 264H161V262H160ZM167 264H169V263H167ZM175 264V263H174ZM176 264H179V263H176ZM204 264H205V262H204ZM207 264H208V262H207ZM220 264V263H219Z\"/></svg>",
    "mask_w": 264,
    "mask_h": 264
}]
</instances>
